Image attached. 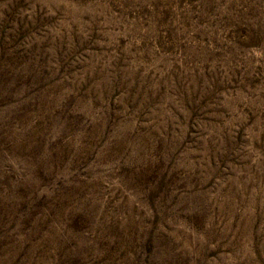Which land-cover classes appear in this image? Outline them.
Masks as SVG:
<instances>
[{
    "label": "rangeland",
    "instance_id": "374dc122",
    "mask_svg": "<svg viewBox=\"0 0 264 264\" xmlns=\"http://www.w3.org/2000/svg\"><path fill=\"white\" fill-rule=\"evenodd\" d=\"M0 264H264V0H0Z\"/></svg>",
    "mask_w": 264,
    "mask_h": 264
}]
</instances>
